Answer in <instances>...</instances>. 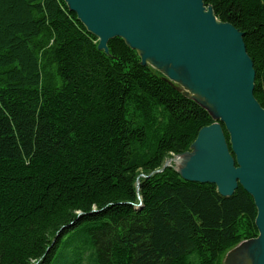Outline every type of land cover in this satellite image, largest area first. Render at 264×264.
I'll return each mask as SVG.
<instances>
[{"label": "trees", "instance_id": "1", "mask_svg": "<svg viewBox=\"0 0 264 264\" xmlns=\"http://www.w3.org/2000/svg\"><path fill=\"white\" fill-rule=\"evenodd\" d=\"M203 1L243 33L264 108V0ZM97 42L64 0H0V264H223L257 235L252 197L157 171L213 120Z\"/></svg>", "mask_w": 264, "mask_h": 264}, {"label": "water", "instance_id": "2", "mask_svg": "<svg viewBox=\"0 0 264 264\" xmlns=\"http://www.w3.org/2000/svg\"><path fill=\"white\" fill-rule=\"evenodd\" d=\"M64 2L97 38L98 50L109 54V40L121 38L141 65L208 112L213 122L173 159L175 171L213 184L221 196L239 185L252 197L257 235L228 250L223 264H264V108L253 94L255 71L243 33L218 20L203 0Z\"/></svg>", "mask_w": 264, "mask_h": 264}, {"label": "bare ground", "instance_id": "3", "mask_svg": "<svg viewBox=\"0 0 264 264\" xmlns=\"http://www.w3.org/2000/svg\"><path fill=\"white\" fill-rule=\"evenodd\" d=\"M105 54V53H104ZM213 122V121H212ZM207 126V125H206ZM223 128V127H222ZM186 152V151H185ZM184 153V152H183ZM180 154H182V153H180ZM177 155H179V154H177ZM177 155H174L172 158H170V159H168V160H166L165 161V163H167L168 165H166L165 167H164V165H165V163L163 164V166H162V168L160 169V170H157V171H161L163 168H166L167 166H172L173 167V169L175 170V164H174V161H173V159L177 156ZM171 162L173 163V164H171ZM182 178V177H181ZM185 180V179H184Z\"/></svg>", "mask_w": 264, "mask_h": 264}, {"label": "rangeland", "instance_id": "4", "mask_svg": "<svg viewBox=\"0 0 264 264\" xmlns=\"http://www.w3.org/2000/svg\"><path fill=\"white\" fill-rule=\"evenodd\" d=\"M171 164H173V163L171 162Z\"/></svg>", "mask_w": 264, "mask_h": 264}]
</instances>
